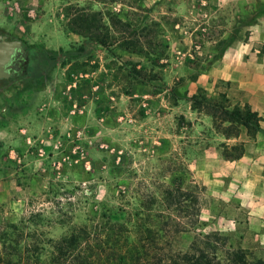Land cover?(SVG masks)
I'll return each mask as SVG.
<instances>
[{"label":"rangeland","instance_id":"374dc122","mask_svg":"<svg viewBox=\"0 0 264 264\" xmlns=\"http://www.w3.org/2000/svg\"><path fill=\"white\" fill-rule=\"evenodd\" d=\"M136 5L149 9L146 17L131 16ZM263 5L264 0H0V32L30 50L82 44L86 37L70 30L78 7L102 10L100 25L110 21L107 10L132 21V27L143 18L146 40L154 41L145 44L147 56L89 40L87 54L76 60L43 63L40 77H13L0 84V226L40 212L48 236L58 238L72 223L110 209L146 213L141 199L150 192L159 198L151 210L157 213L163 208L160 190L181 182L190 194L181 223L188 230L175 246L187 248L200 228L218 230L227 245L264 258V239L228 190L231 180L196 175L193 143H207L208 127L215 129L211 115L170 92L182 77L179 91L189 94V76L206 72L229 35L246 40V20L262 16ZM111 32L127 35L112 27ZM133 64L144 78L134 74ZM230 86L218 80L217 92L209 93L233 96ZM196 194L198 221L190 200Z\"/></svg>","mask_w":264,"mask_h":264},{"label":"trees","instance_id":"16d2710c","mask_svg":"<svg viewBox=\"0 0 264 264\" xmlns=\"http://www.w3.org/2000/svg\"><path fill=\"white\" fill-rule=\"evenodd\" d=\"M134 8L130 11L131 16L144 18L149 13V9L141 5ZM263 9L264 5L259 13ZM105 13L110 21L100 25L104 18L102 10L78 7L72 16L70 30L86 37V40L79 46L59 51L30 50V70L26 76H42L45 70L43 63L47 67L54 66L61 61L76 60L84 56L88 52L89 40L104 47L119 44L123 50L150 56L145 44L152 45L154 41L146 40L149 31L143 18L138 25L132 27L134 23L118 13L109 10ZM255 21V15H249L246 24L251 25ZM111 27L117 32H127V35L116 37L111 32ZM248 35L249 33L245 38ZM236 39L240 38L234 34L223 39L224 47L210 64L221 58L226 48ZM133 71L144 78L141 67L137 68L133 64ZM201 72L204 70L190 75L189 80H196ZM183 81L184 78H179L170 87V92L177 100H191L193 109L208 112L218 132L226 137L239 135L242 128L250 136H255L259 131L264 132L262 117L249 102L233 104L226 92L212 95L203 86H198L196 92L189 95L187 90L179 91ZM221 146L222 155L226 159L239 158L245 151L243 142H223ZM160 193L163 208L157 213H151V210L159 198L155 192H150L141 199L146 213L137 210L134 214L128 211L127 214H119L110 209L108 214L101 212L88 215L86 219L72 223L68 232L58 238L48 236L44 225L40 223V212H32L18 221H7L0 226V264H264V258L252 254L248 248L232 243L227 245L226 235L218 230L200 228L187 248L175 246L178 235L183 230H188L181 228V223L188 215L190 194L182 188L181 182L165 185ZM199 199L198 194L190 199L195 203L196 221L199 220L201 209ZM165 211L168 213L165 214ZM147 220H151V223L146 222ZM169 233L172 235L167 237Z\"/></svg>","mask_w":264,"mask_h":264},{"label":"crops","instance_id":"0c3cea01","mask_svg":"<svg viewBox=\"0 0 264 264\" xmlns=\"http://www.w3.org/2000/svg\"><path fill=\"white\" fill-rule=\"evenodd\" d=\"M260 44H264V14L249 25L246 40H234L221 58L190 83L189 95L196 92L198 86L216 93L218 80L230 82L235 94H228L231 102H249L261 115L264 127V50L260 49ZM208 130L210 136L206 138L205 145L202 140L193 143L194 148L198 149V155L194 158L196 175L207 180L210 176L231 180L228 190L238 196L241 207L247 212L249 224L258 230L257 237L264 239V132L250 136L242 128L239 135L226 137L212 125ZM8 131L2 128V136H6ZM223 142H243L245 151L239 158L226 159L221 152Z\"/></svg>","mask_w":264,"mask_h":264},{"label":"flooded vegetation","instance_id":"af4514ba","mask_svg":"<svg viewBox=\"0 0 264 264\" xmlns=\"http://www.w3.org/2000/svg\"><path fill=\"white\" fill-rule=\"evenodd\" d=\"M0 34H5L1 33ZM7 35V34H6ZM8 36V35H7ZM8 38H11L8 36ZM17 39V38H11ZM30 49L22 42V47L17 49L11 60L6 64L5 70L9 73L8 77H0V84L8 81L13 77L26 76L30 70Z\"/></svg>","mask_w":264,"mask_h":264},{"label":"water","instance_id":"95a60500","mask_svg":"<svg viewBox=\"0 0 264 264\" xmlns=\"http://www.w3.org/2000/svg\"><path fill=\"white\" fill-rule=\"evenodd\" d=\"M20 47H22L20 39H11L6 34H0V77H8L9 73L5 70L6 64Z\"/></svg>","mask_w":264,"mask_h":264}]
</instances>
